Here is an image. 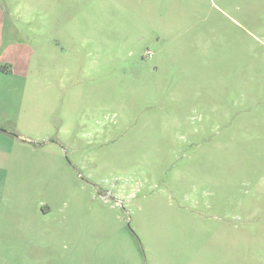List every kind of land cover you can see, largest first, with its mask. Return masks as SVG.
Returning a JSON list of instances; mask_svg holds the SVG:
<instances>
[{"label": "rangeland", "instance_id": "374dc122", "mask_svg": "<svg viewBox=\"0 0 264 264\" xmlns=\"http://www.w3.org/2000/svg\"><path fill=\"white\" fill-rule=\"evenodd\" d=\"M0 21V264H264V0Z\"/></svg>", "mask_w": 264, "mask_h": 264}, {"label": "crops", "instance_id": "0c3cea01", "mask_svg": "<svg viewBox=\"0 0 264 264\" xmlns=\"http://www.w3.org/2000/svg\"><path fill=\"white\" fill-rule=\"evenodd\" d=\"M0 23H1V21H0ZM1 27H2V24H1ZM2 32V31H1ZM0 32V40H1V37L3 36V34ZM2 71H0V73H1ZM2 73H4V72H2ZM5 74V73H4ZM4 158H5V155H4Z\"/></svg>", "mask_w": 264, "mask_h": 264}, {"label": "trees", "instance_id": "16d2710c", "mask_svg": "<svg viewBox=\"0 0 264 264\" xmlns=\"http://www.w3.org/2000/svg\"><path fill=\"white\" fill-rule=\"evenodd\" d=\"M0 71H2V72H4V73H6V72H8V69L6 68V69H0Z\"/></svg>", "mask_w": 264, "mask_h": 264}]
</instances>
